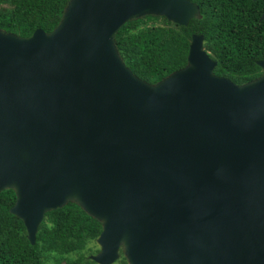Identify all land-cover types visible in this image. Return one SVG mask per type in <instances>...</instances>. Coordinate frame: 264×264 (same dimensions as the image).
Returning a JSON list of instances; mask_svg holds the SVG:
<instances>
[{"label":"water","instance_id":"obj_1","mask_svg":"<svg viewBox=\"0 0 264 264\" xmlns=\"http://www.w3.org/2000/svg\"><path fill=\"white\" fill-rule=\"evenodd\" d=\"M199 17L191 0H68L50 32L0 30V190L34 243L44 212L77 202L112 264H264V58L241 84L192 34L155 83L114 44L127 20ZM264 17V11L260 18Z\"/></svg>","mask_w":264,"mask_h":264},{"label":"trees","instance_id":"obj_2","mask_svg":"<svg viewBox=\"0 0 264 264\" xmlns=\"http://www.w3.org/2000/svg\"><path fill=\"white\" fill-rule=\"evenodd\" d=\"M199 17L186 25L162 15L127 20L114 33V44L137 77L155 83L186 65L192 34L203 35V47L216 61L213 72L241 84L261 75L256 61L264 58V0H191ZM68 0H0V30L28 36L34 29L50 32L59 23ZM13 188L0 190V264H98L89 255L99 247L101 221L77 202L44 212L34 243L22 220L10 212ZM112 264H128L122 249Z\"/></svg>","mask_w":264,"mask_h":264},{"label":"rangeland","instance_id":"obj_3","mask_svg":"<svg viewBox=\"0 0 264 264\" xmlns=\"http://www.w3.org/2000/svg\"><path fill=\"white\" fill-rule=\"evenodd\" d=\"M122 249V248H121ZM90 256V255H89ZM43 264H54L53 260H46V262H44Z\"/></svg>","mask_w":264,"mask_h":264}]
</instances>
